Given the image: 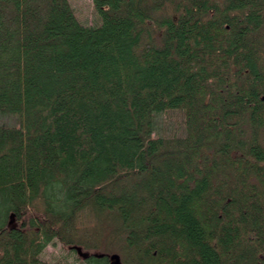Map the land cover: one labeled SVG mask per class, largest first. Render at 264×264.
<instances>
[{"label":"trees","instance_id":"trees-1","mask_svg":"<svg viewBox=\"0 0 264 264\" xmlns=\"http://www.w3.org/2000/svg\"><path fill=\"white\" fill-rule=\"evenodd\" d=\"M92 4L0 0V264H264V0Z\"/></svg>","mask_w":264,"mask_h":264},{"label":"rangeland","instance_id":"rangeland-1","mask_svg":"<svg viewBox=\"0 0 264 264\" xmlns=\"http://www.w3.org/2000/svg\"><path fill=\"white\" fill-rule=\"evenodd\" d=\"M73 8L76 18L85 25H96L99 22L97 14L93 10L92 0H68ZM13 118L0 116V124L12 125L15 124ZM177 118L175 115H170L169 118L161 119L159 130L164 135L175 129ZM96 220L94 218L81 219L76 223L78 229H82L88 234H91L95 228ZM39 258L43 261L56 264H85L80 259L74 250L63 248L59 241L53 240L39 254Z\"/></svg>","mask_w":264,"mask_h":264},{"label":"water","instance_id":"water-1","mask_svg":"<svg viewBox=\"0 0 264 264\" xmlns=\"http://www.w3.org/2000/svg\"><path fill=\"white\" fill-rule=\"evenodd\" d=\"M77 251L80 255H83L79 249L77 248ZM109 259H110V263L109 264H122L121 261H120V258L117 254H111L109 256Z\"/></svg>","mask_w":264,"mask_h":264},{"label":"bare ground","instance_id":"bare-ground-1","mask_svg":"<svg viewBox=\"0 0 264 264\" xmlns=\"http://www.w3.org/2000/svg\"><path fill=\"white\" fill-rule=\"evenodd\" d=\"M79 249V248H78ZM76 251H77V248H76ZM79 251L83 254V252L79 249ZM77 253H78V251H77ZM78 255L79 256H83V255H80L79 253H78Z\"/></svg>","mask_w":264,"mask_h":264}]
</instances>
